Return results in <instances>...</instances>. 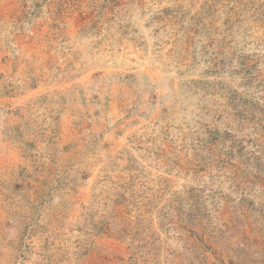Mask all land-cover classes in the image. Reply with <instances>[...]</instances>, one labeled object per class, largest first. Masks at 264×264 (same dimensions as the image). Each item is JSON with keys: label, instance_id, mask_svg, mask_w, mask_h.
<instances>
[{"label": "rangeland", "instance_id": "rangeland-1", "mask_svg": "<svg viewBox=\"0 0 264 264\" xmlns=\"http://www.w3.org/2000/svg\"><path fill=\"white\" fill-rule=\"evenodd\" d=\"M0 264H264V0H0Z\"/></svg>", "mask_w": 264, "mask_h": 264}]
</instances>
